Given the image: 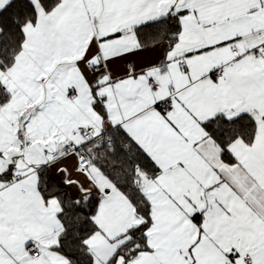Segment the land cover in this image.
Masks as SVG:
<instances>
[{
  "label": "snow or ice",
  "instance_id": "obj_1",
  "mask_svg": "<svg viewBox=\"0 0 264 264\" xmlns=\"http://www.w3.org/2000/svg\"><path fill=\"white\" fill-rule=\"evenodd\" d=\"M0 264H264V0H0Z\"/></svg>",
  "mask_w": 264,
  "mask_h": 264
}]
</instances>
